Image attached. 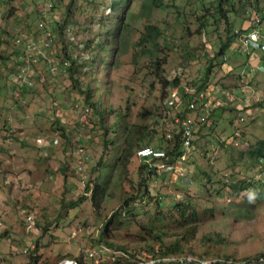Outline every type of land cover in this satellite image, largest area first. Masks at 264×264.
<instances>
[{
  "label": "rangeland",
  "instance_id": "rangeland-1",
  "mask_svg": "<svg viewBox=\"0 0 264 264\" xmlns=\"http://www.w3.org/2000/svg\"><path fill=\"white\" fill-rule=\"evenodd\" d=\"M217 1L162 0L167 8L147 12L148 21L162 30L159 43L167 46L163 70L155 73L145 58L133 56L132 47L110 66L90 64L87 56L96 50L95 38L104 39L101 28L114 22L103 11L106 0H0V264H28L30 254L37 264H55L63 257L79 258L104 242L124 253L119 259L125 262L142 250L163 251L175 240H180L183 255L205 256L210 262L251 264L264 254V158L250 155L264 140V86L255 72L239 75L241 64L225 73L222 65L231 61L229 51L216 55L230 32L237 44L238 32L247 28L264 33V6L261 0H231L222 3L227 4L223 17ZM48 2L53 9L41 20L55 16L64 21L63 30L70 28V35L55 31L51 22V48L45 51L49 57L32 58L34 66L24 60V73L19 62L13 63V42L30 37L40 47L47 34L36 27ZM143 2L128 5L125 36L130 43L146 23L138 17ZM76 53L78 64H85L75 76L82 91L47 70L48 62ZM105 59L111 62V54ZM207 69L203 90L209 109L192 113L206 120L194 128L193 147L182 167L155 172L152 167L147 175L140 170L143 161L133 155L126 168L110 169L128 132L140 136L137 149L167 150L175 137L180 140V115L187 113L185 89L196 91ZM174 78L177 86L170 84ZM175 87L180 100L166 106ZM87 88L102 115L84 103ZM232 102L239 106L236 115ZM215 110H220L217 122L212 120ZM79 148L83 151L77 155ZM77 156L85 162L84 171ZM185 172L186 178H180ZM96 182L103 191L92 198ZM242 184L247 189H239ZM128 199L135 209L122 215ZM72 202L77 206L69 207ZM184 202L197 212L193 237L180 216ZM150 227L164 232L163 241L147 232ZM120 246L127 252L117 250Z\"/></svg>",
  "mask_w": 264,
  "mask_h": 264
},
{
  "label": "trees",
  "instance_id": "trees-1",
  "mask_svg": "<svg viewBox=\"0 0 264 264\" xmlns=\"http://www.w3.org/2000/svg\"><path fill=\"white\" fill-rule=\"evenodd\" d=\"M134 1H136V0H106L105 3L107 5L105 4L103 11H104V13H106L105 14L106 16L114 17V22L111 23L109 26L101 28V31L103 33H105L104 39L99 38V37L95 38V49L96 50L94 51L93 55L88 54V56H87L91 65H94L97 62H102V63H106L108 66H110L109 64L116 63L117 55L127 53V49L129 47H132V49L134 50L133 56L136 55V57L145 58L155 73L162 72V70H163L162 65L165 63V60L163 58L164 53L162 51L167 46H161V44L159 43V38H161V36H162V30L158 25L152 24L148 21L150 15L147 14V12L153 8H159V7L163 8V9L167 8L168 4H163L162 0H143L144 2L140 5L141 6V8H140L141 13L138 17H144L146 19V23L143 25V31L139 34L138 39L135 42L130 43L129 39L126 38L125 35H126V28L129 25V23L127 22V18H128V14H129L128 13V5L130 2H134ZM261 1L263 2V6H264V0H261ZM224 2H227L229 4L231 2V0H218L217 1V10L220 12L221 16L226 17V14H225L226 10H223V6L227 5V4L225 3L223 5L222 3H224ZM52 9H53V5L50 3L49 6L47 7V12H51ZM107 9H108V12H107ZM259 12H261V8L258 10V13ZM39 16L41 18L39 19L36 28L40 32H44L47 34V32H49L51 30V28L53 29V27L51 26V22L55 23V28H54L55 31H58V32L61 31L62 32V30L64 28V21L62 23H60V21L59 22L56 21L55 16H53L54 20L49 18V20H46L47 22H44L43 20H41L42 19V12L39 13ZM258 16H260V14H258ZM225 29H226L227 33L230 31L229 26L228 27L226 26ZM244 31H246V29ZM63 32H64V30H63ZM239 33L240 32H238V34ZM235 36H236V34H234V32L233 33L230 32L229 35H226V40L224 42H222L219 51L216 53L217 56L223 55L229 51L228 50L229 47L232 44L236 43ZM51 37L52 36L48 37V34H47V36L45 37V39L42 42V44L40 45V47L38 49H33V50L26 49L25 44H24L25 42L21 43L19 38L17 40H15V42H13V47L15 49L14 55H16V59H15L16 62H13V63L19 62L18 67L20 69H23L22 67L26 63V61H24V60H26V59L29 60V64H31L30 61L32 60V58H35L37 56L39 57V59L46 58V56H48V51L46 52V54H45V51L47 50V48L48 49L51 48V46H50V43L52 42ZM28 40L33 41V39L30 37ZM89 43L91 44L90 40H89ZM112 43L114 44V46L112 48L108 49V47ZM234 45H236L235 47L238 48L237 43ZM84 47H86V44H84ZM92 53H93V51H92ZM229 53H230V51H229ZM82 54L83 53L80 51L79 55H82ZM108 54H111V62H107L105 59V57ZM24 56L26 57V59H23ZM77 60H78V54L77 53L76 54H70L69 56H63V57H61V59L59 61H54L52 63L48 62L47 63V67H48L47 70L53 76L59 75L61 77H66L75 88H79L81 90L80 82H79L78 78L75 76L77 75V70L80 67L85 66V64H78ZM31 65L34 66V64H31ZM209 70L210 69H207L205 77L203 78L204 80L202 79L203 82L198 86V88L196 89L195 92L204 91L203 89L207 86V75H208ZM24 72H25V70H24ZM29 77L32 78L33 75H31ZM161 80L163 82L164 87L168 86L169 82L167 80H164V79H161ZM10 82H11V80H10ZM11 84L14 85L13 82H11ZM170 84L172 86H177L179 84L178 79L174 78ZM89 92H90L89 88H87L85 91H83V94L85 95L84 96V103L87 106H89L90 108H93L94 110L98 111L100 113V115H102L104 113L103 110H99V107L96 105V102L92 101L90 99ZM183 97H185L186 100L188 99L187 95L183 96ZM230 105H232L234 107V110L232 112L234 115H236L238 105H235V102L230 103ZM85 111H88V108H86ZM182 112H183V110H182ZM182 115H184V113H182L180 116H182ZM235 117H236V119H238L239 116L238 117L235 116ZM230 121H232V120H230ZM232 123L235 124L233 121H232ZM243 134L244 133H241L240 136H243ZM174 139H175L174 140L175 142H174V145L172 146L171 149L167 148V150H164L162 148H158V149H162L165 151V153H166L165 157L161 158L160 160L149 159L146 161V160L141 159V161H143V164H141L140 170L143 169V172L147 173V175H150L153 173L152 169H151L152 167L153 168L155 167L153 169L154 172L159 171V168H157V167L160 163H163L164 165L170 166V167L176 166V164L178 163L177 156L181 152L179 151L180 140L178 139V137H175ZM137 140L138 141L140 140V136L139 137L137 135L133 136L132 132H128L126 134L124 147L120 151L119 155L117 156L116 161L110 165V169L126 168L128 163L130 162L132 156L133 155L135 156V148L137 150V147L139 144V142ZM167 145H169V143ZM167 147H169V146H167ZM152 148H154V147H152ZM79 149H82V148H79ZM82 151H83V149H82ZM251 154H253V155L255 154L259 159L264 158V140L263 139H261L258 142V146H257L256 150H254V152H250V155ZM77 155H78V152H77ZM84 163H82L80 166L81 170H83V171H84ZM180 164H182V163H180ZM106 166H107V164H106ZM83 171H81V173H83ZM180 178L185 179L186 178V172ZM187 179L189 180V178H187ZM143 187H144V191L148 193L147 185H145ZM238 187L241 190L247 189V186H244L243 184L238 186ZM85 189H86V191H88L90 189L88 184L85 186ZM101 191H103L102 187L100 186V184L98 182H96L94 187L91 189V194H92L91 197L93 198V197H95V195L97 196V194H100ZM82 200L83 199H80L79 201H82ZM178 205L179 204H176L175 206H178ZM76 206H77L76 202H72L69 205V207H71V208L76 207ZM180 206H181L180 216L182 218H185L186 224L190 225L188 233H190V236L193 237L195 234V227L194 226H195V223L197 221V212L189 202H184V203L180 204ZM121 208L122 209H121L120 214H122V215H127L129 213H131V215H132L133 211L135 209V207L132 205L131 199L125 200L124 204L121 206ZM145 229L147 230V232H153V233L156 232L151 227L149 229H147V228H145ZM147 235H149V233H147ZM163 235H164V232L155 233L153 235V238L158 239L161 242V241H163ZM104 243L106 244V247H110V248L114 247L113 244H111V243H108V242H104ZM117 250H122V251L127 252L121 246L118 247ZM33 251H35V250L33 249ZM145 251H147V252H156L157 251L161 255H168V254L181 255V254H183L181 252L180 240H175L174 243H171L163 251H160L158 249L151 250V248L148 250H145ZM262 255H264V254H262ZM131 256L135 257L134 255H131ZM199 258L205 259V256H199ZM37 260L38 259L35 255L30 254V260H29L28 264H37ZM211 264H224V262L222 263L220 261H215V262H212Z\"/></svg>",
  "mask_w": 264,
  "mask_h": 264
},
{
  "label": "built area",
  "instance_id": "built-area-1",
  "mask_svg": "<svg viewBox=\"0 0 264 264\" xmlns=\"http://www.w3.org/2000/svg\"><path fill=\"white\" fill-rule=\"evenodd\" d=\"M42 15L44 16V12H42ZM65 32L70 35V28H65ZM47 34L49 35V32H47ZM239 42L241 52L243 53H248L251 49H258L261 53L264 54V35H262L256 28L241 34ZM24 44L26 49L28 50L36 49L34 42L31 40L25 41ZM21 71H24V69H21ZM185 94L188 96L186 108L187 110H189V112H194L197 108H203L205 110L209 109L207 92H192L191 90L186 88ZM179 97L180 96L178 95V89L175 87V89L172 90V93L165 102L166 106H173L177 100H180ZM205 120L206 119L204 116H199L197 118L192 115H186L182 118L180 122L181 153L177 156L179 164L177 163L176 166L181 165L180 163H182V161L187 158V155L192 148L194 125L203 123ZM80 151L82 153V149H78V153ZM165 154V151L162 149H155L150 146H142L136 150L135 157H138L140 160L143 159L146 161L149 159L160 160L161 158L165 157ZM77 158L78 164L81 166L82 161L79 160V156ZM79 168L81 169V167ZM157 168L170 170L172 167L160 163ZM27 219L31 220V216H29ZM124 256V253L113 251L112 249L100 244L94 249H87L84 252L83 256L79 258L63 257L59 259L55 264H211L212 262L216 261L211 259L212 261L210 262L206 258L200 259L199 257H195L190 254L161 255L157 251L147 252L145 250H142L129 262L121 261L119 259ZM251 264H264V256H258L253 262H251Z\"/></svg>",
  "mask_w": 264,
  "mask_h": 264
},
{
  "label": "crops",
  "instance_id": "crops-1",
  "mask_svg": "<svg viewBox=\"0 0 264 264\" xmlns=\"http://www.w3.org/2000/svg\"><path fill=\"white\" fill-rule=\"evenodd\" d=\"M234 44H232L228 49L230 51V55H232L231 61L225 62L222 65L224 70L227 71L225 73H229L232 70L236 71L238 69L237 66L241 64L242 67L240 69L241 71L239 72V75L241 74V72H246V71L250 72L251 75L254 74L255 72L257 73L256 80L264 86V80H263L264 78V59L263 58L264 57L262 56L261 52H259L258 50L251 49L248 53H241L238 51V48H236L235 47L236 45ZM261 94L263 93L261 92ZM219 111L215 110L214 113L212 114V120L214 122H217V119H220ZM231 139L233 140V137H231ZM151 147L160 148L159 146H151ZM186 182L189 183L190 181L188 182L187 180H185V183Z\"/></svg>",
  "mask_w": 264,
  "mask_h": 264
},
{
  "label": "clouds",
  "instance_id": "clouds-1",
  "mask_svg": "<svg viewBox=\"0 0 264 264\" xmlns=\"http://www.w3.org/2000/svg\"><path fill=\"white\" fill-rule=\"evenodd\" d=\"M49 4H50V2H48V3H45L44 5H43V8L41 9V11L40 12H44V16L46 15V14H48V12H47V7L49 6ZM43 16V15H42ZM43 16V17H44ZM66 28H68V27H66ZM252 29H254V28H250L249 30L248 29H246V31H242V32H240L239 34H238V48H240V42H239V38H240V36H241V34H243V33H245V32H247V31H250V30H252ZM65 30V29H64ZM262 35H264V33H262V32H260ZM72 36V35H71ZM254 50H258V49H254ZM259 51V50H258ZM260 52V51H259ZM241 53H243V52H241ZM262 54V56L264 57V54L263 53H261ZM209 106V105H208ZM187 109V108H186ZM208 110V109H207ZM206 110V111H207ZM186 114H184V115H182L180 118V121H179V123L181 122V120H182V118L184 117V116H186V115H192V113L193 112H189V110H186ZM194 117H196V116H194ZM181 125V124H180ZM197 126V124L196 125H194V128ZM194 128H193V136H194ZM180 143H181V130H180ZM180 143H179V145H180ZM235 144H237L236 142H235ZM181 146V145H180ZM193 147V146H192ZM156 149V148H155ZM158 149V148H157ZM179 151L181 152V149H179ZM136 152V151H135ZM191 152L189 151V153H188V155L190 154ZM188 157V156H187ZM258 257V256H257Z\"/></svg>",
  "mask_w": 264,
  "mask_h": 264
},
{
  "label": "bare ground",
  "instance_id": "bare-ground-1",
  "mask_svg": "<svg viewBox=\"0 0 264 264\" xmlns=\"http://www.w3.org/2000/svg\"><path fill=\"white\" fill-rule=\"evenodd\" d=\"M68 35V34H67Z\"/></svg>",
  "mask_w": 264,
  "mask_h": 264
}]
</instances>
